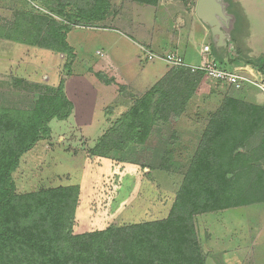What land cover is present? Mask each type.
Masks as SVG:
<instances>
[{"label":"rangeland","instance_id":"rangeland-1","mask_svg":"<svg viewBox=\"0 0 264 264\" xmlns=\"http://www.w3.org/2000/svg\"><path fill=\"white\" fill-rule=\"evenodd\" d=\"M181 1L186 4L190 0ZM97 5L96 0H0L2 40H46L42 36L49 31L50 24H38L33 17L54 19L63 25L68 24V16L82 17L80 25L76 26L80 29L74 30L69 39L72 44H78L79 61L74 67L75 56L71 59L52 51L45 54L43 51L47 49L23 44L15 61L4 71L11 69V73H0V117L7 121L25 122L39 102L49 108L61 84L63 95L71 104L68 112L61 110L63 117L47 122L46 135L42 127L39 128L42 138L20 156L11 178L16 195L78 187V201L70 222L73 237L100 233L96 239L88 238L90 245H99L120 257L160 259L163 257L160 251L165 252L166 245L159 244L152 249L146 243L147 232L155 223L164 221L171 208L181 202L179 195L202 140L210 148L203 159L208 174L204 188L217 191V196L220 192L231 195V203L250 204L264 203V143H260L262 148H255L253 157L248 160L232 151L236 143L224 140L227 135L215 130L218 115L211 109L212 103L216 105L218 96L233 92L229 90H235L234 87L228 89L229 86L211 82L202 73L176 67L160 82L139 93L115 86L99 67L81 62L87 59L86 54L93 55L105 38V33L89 31L101 28L103 22H84V17L91 15L87 11ZM72 73L84 75L92 84L95 81L110 86L113 95L100 98L102 93L97 94L85 80L76 79L68 83L67 94L66 78ZM145 98L146 102L141 104ZM137 105L138 113L132 115ZM239 121L230 128L232 133L242 132L244 126ZM130 122L135 124L133 135L126 130ZM204 122L209 124L203 139L200 143L191 140L189 131L195 129L200 133L198 130ZM141 123L148 126L147 136L142 143H132L143 130L139 127ZM0 136L7 142L12 134L3 131ZM127 202L131 205L123 204ZM252 209H255L254 216L242 219L239 228L236 227L242 242L247 238L256 240L255 234L247 232L264 229V214L260 213L264 207ZM206 214L192 217L201 253L203 245L215 250L216 241L227 239L229 232H235L233 224L224 232L216 219L208 222Z\"/></svg>","mask_w":264,"mask_h":264},{"label":"crops","instance_id":"crops-1","mask_svg":"<svg viewBox=\"0 0 264 264\" xmlns=\"http://www.w3.org/2000/svg\"><path fill=\"white\" fill-rule=\"evenodd\" d=\"M227 2L228 11L235 17L231 41L228 49H215L209 30L196 18L197 0L186 1V4L181 0H157L155 4L135 0L109 1V15L105 17L104 24L100 25L101 28L89 30L105 33V38L94 54H86L87 59H82L81 62H91L96 68L99 67L100 71L108 74L115 86L119 85L139 93H144L172 72L173 68L164 61L166 55L173 54L181 58L186 65L196 66L204 46L210 47V58L220 66L229 69L242 68L244 74L250 73L255 79L264 76V72L259 68L260 64L264 66V0ZM79 29L73 28L67 34V43L74 49L73 67L79 61L78 44H72L69 39L74 30ZM22 46L23 44L16 41L0 39V73H11V69L4 71L10 68ZM27 48L29 49V46ZM43 52L51 53L48 50ZM79 52L84 53L82 49H79ZM151 53L157 57L149 60L147 57ZM66 79L67 94L70 89L68 83L74 79L88 82L93 90L98 91L97 94L102 93L100 98L104 96L103 99L109 98L114 92L110 86L95 81L92 84L91 80L85 79L81 74L72 73ZM229 91L233 92L218 96L216 105L212 103L211 109L218 115L215 125L219 132L227 135L224 140L237 144L232 147V151L249 160L253 157L255 148H262L260 143H264V100L254 86L246 83L240 89ZM68 98L72 102L71 97ZM237 121L244 126L238 134L230 130ZM189 124L197 126L192 122ZM208 124L209 122H204L198 130L200 133L191 129L190 139L200 143ZM123 204L131 205V202ZM257 206L264 207V203L254 202L206 214L207 221L216 219L224 232L229 231L226 229L229 224H233L235 232H229L227 239L216 241L215 250L203 245L204 261L211 257L216 259L217 264H264V229L255 233L247 232L246 234H255L256 240L247 238L245 242L241 241L236 230L242 219L254 216L255 209L252 207ZM260 210V213L264 214V210Z\"/></svg>","mask_w":264,"mask_h":264},{"label":"trees","instance_id":"trees-1","mask_svg":"<svg viewBox=\"0 0 264 264\" xmlns=\"http://www.w3.org/2000/svg\"><path fill=\"white\" fill-rule=\"evenodd\" d=\"M96 1L99 5L94 10L87 11L91 15L84 17V22L102 23L106 19L110 8L109 1ZM135 1L147 4L157 2V0ZM33 18L38 24L39 22L43 25L50 24L49 31L47 30L42 36L47 39L29 42L15 38L14 41L62 53L67 58L73 59L74 52L67 43V34L72 28L80 25L82 17L68 16L67 25L58 24L54 19ZM259 68L264 72V66L260 64ZM146 100V98L142 100L141 104ZM51 101L49 108L42 102L37 103L30 118L25 122L14 123L12 120L7 121L0 117L2 130L0 132L12 134L11 139L7 138L10 145L0 136V142H3V146L0 144V264H189V262L204 264V257L195 240L192 217L198 213L215 212L249 204L245 201L231 203V195L229 197L220 192L217 196V191L204 188L208 174L203 159L210 149L208 145H204V139L179 195L181 202L171 208L164 221L155 223L147 232L146 243L148 242L152 249L157 248L159 244L166 245L165 252L160 251L163 255L160 259L120 257L99 245L97 247L90 245L89 239L98 238L100 233H95L93 236L73 237L70 233V222L79 196V189L76 186L24 195L15 194L11 174L17 168L20 156L31 150L42 138L40 127L46 135L47 122L53 118L63 117L60 115L61 110L67 109L68 112L71 109V104L63 95L62 84L58 86ZM147 112L146 107L144 114L146 115ZM137 113L138 105L133 108L131 114ZM134 127V122H130L126 130H130V134L133 135ZM139 127L143 130L140 131L141 133H135L137 136L132 143H142L147 136L148 126L141 123ZM214 128L217 129L216 126ZM129 140L132 141V138ZM216 198L220 201L213 200ZM187 248L191 253L187 252Z\"/></svg>","mask_w":264,"mask_h":264},{"label":"built area","instance_id":"built-area-1","mask_svg":"<svg viewBox=\"0 0 264 264\" xmlns=\"http://www.w3.org/2000/svg\"><path fill=\"white\" fill-rule=\"evenodd\" d=\"M210 47L204 46L201 49V57L199 64L196 66H189L182 61L181 58L173 54L166 55L164 61L171 67H185L189 68L191 73H202L204 77L211 82L223 84L235 89H240L245 83L254 86L262 95L264 100V76H259L257 79L253 78L252 74L248 75L242 72V68H225L210 58ZM154 54H149L148 59L156 58ZM264 109V105H263Z\"/></svg>","mask_w":264,"mask_h":264},{"label":"water","instance_id":"water-1","mask_svg":"<svg viewBox=\"0 0 264 264\" xmlns=\"http://www.w3.org/2000/svg\"><path fill=\"white\" fill-rule=\"evenodd\" d=\"M227 0H197L196 18L207 27L212 46L215 49H228L235 17L228 11ZM204 264H217L216 259L207 257Z\"/></svg>","mask_w":264,"mask_h":264}]
</instances>
